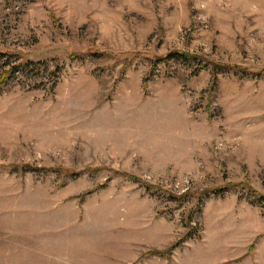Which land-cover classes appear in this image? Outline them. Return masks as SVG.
<instances>
[{
    "label": "rangeland",
    "instance_id": "rangeland-1",
    "mask_svg": "<svg viewBox=\"0 0 264 264\" xmlns=\"http://www.w3.org/2000/svg\"><path fill=\"white\" fill-rule=\"evenodd\" d=\"M0 52V264H264V0H0Z\"/></svg>",
    "mask_w": 264,
    "mask_h": 264
},
{
    "label": "trees",
    "instance_id": "trees-1",
    "mask_svg": "<svg viewBox=\"0 0 264 264\" xmlns=\"http://www.w3.org/2000/svg\"><path fill=\"white\" fill-rule=\"evenodd\" d=\"M3 55H5V54H3V53L0 52V57H2ZM176 55L177 56H182V55H179V54H176ZM31 64H32L31 62H28V63H22L21 65H22V67H25L26 68L27 66H29ZM12 73H13V68L8 69L7 73H4V76H3L4 80L7 79L8 78V75L9 74L11 75ZM3 82L4 81H2V78H1V84H4ZM215 192L219 193V192H221V190L218 189V190L214 191L213 193H215Z\"/></svg>",
    "mask_w": 264,
    "mask_h": 264
}]
</instances>
